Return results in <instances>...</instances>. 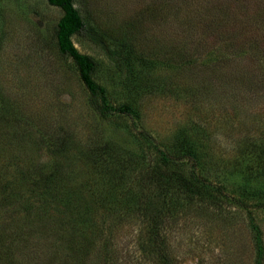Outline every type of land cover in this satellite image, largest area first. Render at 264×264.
<instances>
[{
    "label": "rangeland",
    "instance_id": "374dc122",
    "mask_svg": "<svg viewBox=\"0 0 264 264\" xmlns=\"http://www.w3.org/2000/svg\"><path fill=\"white\" fill-rule=\"evenodd\" d=\"M76 5L107 35L128 34L144 56L156 58L153 65H140L138 76L162 81L161 86L136 94L100 45L74 35L77 48L97 59L95 78L107 87L111 102H132L142 113L139 120L102 116L71 59L58 51L62 9L48 0H0V264H160L146 245L145 219L113 216L116 208L105 207L97 217L108 230L95 246L82 255L67 249L55 221L28 219L37 202L34 179L61 162L72 175L71 186L91 182L100 191L99 183L106 181L102 159L113 156L114 171L143 152L139 126L164 144L182 129L198 137L207 170L236 190L245 150L251 141L263 144L264 0H76ZM62 139L69 147L64 153L57 149ZM250 163L247 171L260 175L264 164L254 158ZM258 181L254 178L256 186ZM188 205L165 224L175 264H256L244 207L230 199ZM253 214L264 232V208Z\"/></svg>",
    "mask_w": 264,
    "mask_h": 264
},
{
    "label": "trees",
    "instance_id": "16d2710c",
    "mask_svg": "<svg viewBox=\"0 0 264 264\" xmlns=\"http://www.w3.org/2000/svg\"><path fill=\"white\" fill-rule=\"evenodd\" d=\"M48 1L63 11L55 32L58 51L71 59L80 81L101 115L107 117L119 114L134 120L141 119L140 109L132 102H111L107 87L95 78L99 66L97 59L81 52L75 45L73 36L78 34L100 45L113 62L122 83L136 94L146 88L161 86L162 81L158 83L153 79H140L137 70L140 65L155 64L157 59L144 56L137 48L134 38H126L128 34L120 39L100 30L82 14L76 0ZM160 62L162 66L173 65ZM167 77H163V81ZM136 131L144 146L143 152L141 155L135 153L130 161L122 160L114 171H110L115 167L112 164L113 156L102 159V164L106 162L102 166L106 170V181L100 180L99 185L103 186L100 191L98 187L93 188L91 182L81 185V189L71 186L72 175L70 171L69 174L63 172L61 162L58 165L56 163L50 171L40 170L38 177L34 179L33 191L37 202L43 206L40 209L36 202L30 205V209L26 208V211L29 210L28 219H52L58 224V231H61L59 235L67 249L82 255L96 245L103 230L107 228L97 223V217L105 207L106 210L116 208L111 210L113 216L114 213L122 218L130 214L141 215L148 226L146 245H149V252L160 264H175L165 229L168 218H175L180 212L186 211L190 202L210 201L211 204L219 205L224 199H230L235 205L247 210L257 249L256 264H264V232L253 214V209L264 208V180L258 181V176L264 177V168L260 175L256 174V170L247 171L253 169L251 158L257 164H264V151L260 149L264 145V135L263 144H258L257 140L251 141L248 150H245L246 167L239 169L243 173V179L235 186L236 190H230L226 180H218L214 172L207 170L206 155L202 154L200 141L187 130H180L171 144H164L149 130L139 126H136ZM258 148L260 153L257 152ZM57 149H69L66 139L61 140ZM98 155L90 156V159L96 161ZM131 177L132 180L136 177L135 185L132 184ZM254 178L258 181L257 186ZM229 195L233 196L230 198ZM34 208L38 210L34 212Z\"/></svg>",
    "mask_w": 264,
    "mask_h": 264
}]
</instances>
